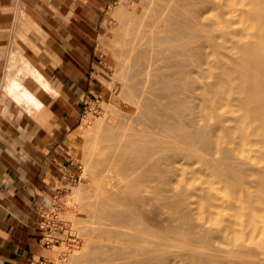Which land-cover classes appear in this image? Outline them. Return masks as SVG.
I'll use <instances>...</instances> for the list:
<instances>
[{
	"label": "bare ground",
	"instance_id": "6f19581e",
	"mask_svg": "<svg viewBox=\"0 0 264 264\" xmlns=\"http://www.w3.org/2000/svg\"><path fill=\"white\" fill-rule=\"evenodd\" d=\"M126 10L69 264H264V0Z\"/></svg>",
	"mask_w": 264,
	"mask_h": 264
},
{
	"label": "crops",
	"instance_id": "0c3cea01",
	"mask_svg": "<svg viewBox=\"0 0 264 264\" xmlns=\"http://www.w3.org/2000/svg\"><path fill=\"white\" fill-rule=\"evenodd\" d=\"M111 0H0V264L47 259V211L69 169ZM67 169V170H66Z\"/></svg>",
	"mask_w": 264,
	"mask_h": 264
},
{
	"label": "rangeland",
	"instance_id": "374dc122",
	"mask_svg": "<svg viewBox=\"0 0 264 264\" xmlns=\"http://www.w3.org/2000/svg\"><path fill=\"white\" fill-rule=\"evenodd\" d=\"M136 1L111 0L107 9L97 49V55L106 72V92L88 99L81 123L71 137L69 169L58 182L59 194L47 211V238L51 244V251L47 259L36 264H69L72 250L76 246V232L72 229L73 217L79 213L77 201L83 195L77 197L76 193L81 188L84 190L83 193L91 190L90 155L96 148L94 146L96 135L109 124L113 111L109 102L116 106H122L127 102L124 96V80L118 67L121 48L119 33L127 6Z\"/></svg>",
	"mask_w": 264,
	"mask_h": 264
}]
</instances>
